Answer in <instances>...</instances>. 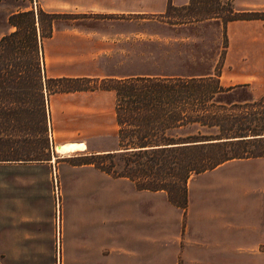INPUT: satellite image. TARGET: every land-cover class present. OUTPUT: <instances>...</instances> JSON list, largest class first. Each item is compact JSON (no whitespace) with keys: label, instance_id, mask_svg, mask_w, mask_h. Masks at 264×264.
Wrapping results in <instances>:
<instances>
[{"label":"rangeland","instance_id":"1","mask_svg":"<svg viewBox=\"0 0 264 264\" xmlns=\"http://www.w3.org/2000/svg\"><path fill=\"white\" fill-rule=\"evenodd\" d=\"M196 2L198 9L192 11V3ZM105 5L99 0H0V38L14 31L8 23L13 13H36L40 8L57 14L52 20L50 37L40 38L37 25L35 29V57L41 82L58 78L45 73V66L52 63L55 71L78 75L68 77L81 75L99 80L139 74H192L205 70L218 58L212 74L216 70L219 74L225 40L213 26L176 30L162 25L159 21L167 18L161 15L118 14L103 8ZM229 7L240 16L246 15L243 12L259 11L246 9L232 0H192L185 11L174 6L168 20L204 17L212 8H218L224 18ZM42 27L45 31V22ZM26 61L21 37L15 48L0 46V149L15 155L22 154L26 146L27 103L38 102L34 90L30 92V83H25L26 75L29 76ZM243 79L242 71L231 75L233 84H238L233 90L238 101L247 90L239 88L244 85L240 84ZM250 82L251 99L264 94V73L253 75ZM113 103V92L99 89L43 92L48 160L68 166L58 167V180L54 177L53 185L50 182L45 188L38 181L23 189V200L48 234L54 223L55 242L59 225L64 228V259L60 261L56 246L41 250L1 249L0 264H102L87 258L81 242L86 230L85 213L93 207H98L101 214L103 210L105 220L103 264H178L183 247L194 248L197 257L207 259L210 251L199 245L249 244L264 239V200L257 198L264 195V172L257 160H231L214 173L190 176L184 209L172 205L164 191L138 190L128 179L125 182L101 173L91 175L71 166L87 161L92 152L118 148ZM69 141L84 142L87 148L83 154L59 157L54 145ZM89 179L99 181L94 192L89 191ZM69 237L76 245L69 242Z\"/></svg>","mask_w":264,"mask_h":264},{"label":"trees","instance_id":"2","mask_svg":"<svg viewBox=\"0 0 264 264\" xmlns=\"http://www.w3.org/2000/svg\"><path fill=\"white\" fill-rule=\"evenodd\" d=\"M191 2L189 0L182 10L188 9ZM194 4L198 2L192 3V11L198 9ZM171 9L168 7L161 14L167 20L159 22H185L169 21ZM209 11L204 17L191 16L186 21L206 17H219L223 21L264 19V10L243 12L246 15L240 16L229 7L224 18L218 8ZM56 15L40 8L36 13H13L8 23L14 31L0 38V46L7 49V46L15 48L21 37L29 65L25 83H30V92L34 90L38 97L35 105L31 101L27 103V141L23 153L15 155L0 149V162L49 159L43 92L96 89L113 92L118 148L116 152L90 153L87 161L77 164H92L106 175L126 178L138 190L164 191L168 201L178 208L185 207L186 183L190 176L230 160L264 156V94L244 102H216L215 95L225 90L218 83L217 70L204 77L139 74L99 80L84 76L58 77L41 82L35 57V29L37 25L40 38L49 37ZM43 22L45 31L41 29Z\"/></svg>","mask_w":264,"mask_h":264},{"label":"crops","instance_id":"3","mask_svg":"<svg viewBox=\"0 0 264 264\" xmlns=\"http://www.w3.org/2000/svg\"><path fill=\"white\" fill-rule=\"evenodd\" d=\"M232 1L237 5L241 4V6L246 9L264 10V0ZM99 2L106 4L103 6V8L113 11V13L124 15H161L168 7L173 8L175 6L184 8L188 4L189 0H99ZM160 23L165 25L167 28H174L176 30L203 25L213 26L214 29L216 28L217 35L225 40V47L222 46V48L224 47V51L221 56L218 74V83L225 90L217 93L215 95V100L221 104H231L251 100V91L253 89H251L249 86V84H251L250 80L253 78V75L264 73V19L223 21L219 17H206L198 20H190L179 23ZM181 39L185 38L182 37ZM217 59H215L205 70L186 75L184 73L172 75L188 77H204L211 75L213 72V67L216 66ZM53 64L54 63L45 66V73L49 77L78 76L68 74V72L55 71L56 69L52 67ZM235 71H242L244 73V79L240 82V84L244 85L239 86V88L246 87L247 89L244 91L243 98L240 99V101L236 99L235 93H233V90L236 88L235 86L238 85L233 84L231 81V75H233ZM73 142L74 141L59 142L56 145H65ZM74 143L84 144V142L81 141ZM54 148L59 157H70L76 155L77 153L83 154L87 147L85 145L84 149L73 150L72 153H70L72 154L70 156L58 153L56 151L55 145ZM114 150L103 152L95 151L92 153L99 154L104 152H112ZM53 158L54 157L51 159ZM241 160H247L245 162L257 160L260 162L258 165L261 167V172H264V156ZM61 164L68 166L67 163L53 162L50 160L37 163H0V250H41L56 246L58 251L60 250V261H63L64 258L61 255V246L64 245V240L66 238L64 228H61L59 225L58 239L56 235L55 242L54 223L53 230L48 234L46 229L39 225L40 219H38L37 215L33 211L30 212L28 204L23 200V189L28 188V186L35 185V183L39 181L42 187L46 188L47 184H50V182L51 184L53 183L54 177L57 181V175L59 174L58 167ZM221 165L208 171L210 173H214ZM71 166H76L78 169L86 170L87 173L91 175H97L100 173L102 176L106 175L104 172L96 169L92 164H77ZM17 168H20V170ZM24 168L33 169L30 171H25ZM121 179H123L125 182L127 180L126 178ZM98 182V180L95 182V180L89 179L87 185L92 186L89 188V191L94 192L95 186ZM257 198L262 201L264 200V195L258 196ZM84 219L86 230L84 231L83 237L81 238L82 247L86 250L87 258L92 263H99L100 260L103 264L104 257L101 254L102 250L104 249L105 240V220L103 216V210L101 214L98 207H93L92 209L86 211ZM69 242L73 244L72 237H69ZM73 245L76 244L74 243ZM199 246H203V250L210 251L209 258L205 259L202 256L197 257L196 254L193 253L194 248L183 247V249L180 251L177 263L264 264V239L257 240L256 242L249 244L214 242L212 244H204ZM68 264L74 263L70 262Z\"/></svg>","mask_w":264,"mask_h":264},{"label":"bare ground","instance_id":"4","mask_svg":"<svg viewBox=\"0 0 264 264\" xmlns=\"http://www.w3.org/2000/svg\"><path fill=\"white\" fill-rule=\"evenodd\" d=\"M59 147L56 148V151L60 154H64L66 155L67 153H72L73 150L75 149H84L85 145L84 144H75L73 143H69V144H65V145H58ZM59 224V222H58Z\"/></svg>","mask_w":264,"mask_h":264},{"label":"water","instance_id":"5","mask_svg":"<svg viewBox=\"0 0 264 264\" xmlns=\"http://www.w3.org/2000/svg\"><path fill=\"white\" fill-rule=\"evenodd\" d=\"M55 147L58 148L59 146H58V145H55ZM53 149H54V147H53ZM116 151H117V150H114V151H112V152H116Z\"/></svg>","mask_w":264,"mask_h":264}]
</instances>
